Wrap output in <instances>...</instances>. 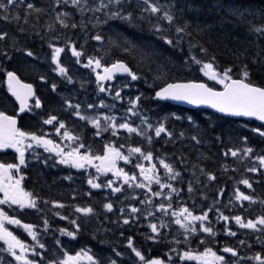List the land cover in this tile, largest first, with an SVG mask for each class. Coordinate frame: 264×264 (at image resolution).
Masks as SVG:
<instances>
[{
	"label": "snow or ice",
	"instance_id": "snow-or-ice-1",
	"mask_svg": "<svg viewBox=\"0 0 264 264\" xmlns=\"http://www.w3.org/2000/svg\"><path fill=\"white\" fill-rule=\"evenodd\" d=\"M76 14L80 16L79 21L75 19ZM86 14L90 15L86 17ZM44 15L49 18L43 26L45 34L57 33L50 36L47 41L51 50V61L55 65L53 71L64 77L69 84L74 82L73 77L69 74L68 68L61 63V53L70 50L77 64L84 60L86 53L83 45L78 48L70 38L64 39L63 46L59 45L57 43L60 40L59 30L79 28L84 31L89 24L93 29L105 25L111 27L110 22H120L129 27L143 23L149 25V31L157 38L155 42L138 43L117 32L115 36L108 37V47L101 49L104 52L103 57L87 56L83 67L90 69L95 75L98 103L82 105L73 103L69 97H62L65 110L79 121H83L85 127L91 125L95 130L94 137L102 138L103 133L110 132L115 138L120 136V130H124L128 134L125 137L126 141H130L135 134L143 143L135 146L128 143L125 152L122 151L125 144L117 146L114 140H109L103 144L102 154H94L90 146L81 151L85 149L84 128H81L80 133H74L65 120L59 119L57 115L49 113L42 119V124L52 125L60 140L67 142L66 146L52 139L49 133L38 134L36 131H26L18 127L17 115H8L5 111H0V151L14 150L16 159L15 163L0 162V193L3 194L0 197V205L10 207L14 205L18 210L31 209L38 213L43 211L41 204L51 205L54 209L66 207L60 200L43 199L36 192L23 186L25 174L22 169L29 165V159L26 157V153H29L32 160L45 167L49 166V160H55L52 167L59 164L78 170L94 168L95 173H89L86 179L90 189H107L112 196L119 194L123 197L118 201L105 197V202L101 206L104 210L103 221L99 219L100 213L91 204L74 205L72 215L75 218L72 219L67 215H61L60 211H55V216L72 225L71 230L63 227L57 229L62 236L76 239L92 218L99 221L94 237L101 231H111L105 227V221L129 226L138 225L143 219L147 221L150 230L146 239L153 242H158L165 235V229L170 230L173 225L178 226L177 231L183 237V241L173 236L169 243L177 247L170 248L169 252L175 253L179 261L195 260L198 264H250V261H256L257 264H264V255L261 252H256L251 257L241 255V249L252 247L246 240H239L237 247L226 245L220 252L213 247H203L202 251L190 247L191 238L197 234L201 236L199 241L201 245L206 243L204 234L213 239L216 237L217 233L209 216L213 210L217 221L225 222L224 231L228 236H237V232L228 226L231 220L239 229L258 233L255 238L264 246V214L255 218L245 217L243 213L230 217L217 206L219 203L217 199H213L207 209L199 212L183 202L174 207L173 200L176 197L182 198L183 194V189L177 187L174 182H184L177 163L185 166V171H188L186 168L188 160L181 154L176 161H172L168 153L161 154L159 149L154 148V144L157 142L156 138H163L167 144L185 137L183 130L176 133L174 129H169L170 120L188 121L196 130L189 139L201 144L200 125L193 116L176 113L165 114L150 122L151 118L145 114L142 104L147 100L187 101L194 105H208L220 113L255 117L264 122V85L253 81L254 73L264 76V3L255 7L253 0L230 2L216 0L215 3L213 0H51L45 6L38 5L35 0H0V21L12 24L16 28V32L13 33L6 27H0V62H11L17 59V54L20 59L36 58V53L26 43H21V39L29 34V29L32 30V35L40 36L39 28L42 26L40 20ZM238 29H243L245 34L243 44ZM85 34L87 35V32ZM41 39L44 37L41 36ZM91 39L103 42L105 36L98 31ZM116 50L132 57L136 61L135 67L121 58L109 62L107 58ZM221 59H225L226 64H222ZM192 70L214 84L210 86L203 79H181L174 75L179 72L189 73ZM120 75L124 76V80L122 83H116ZM39 79L46 82L44 75ZM141 81L147 85L150 95L146 96L137 89L135 96H124L126 89ZM6 83L8 92L19 104L18 114L43 107L33 85L21 80L16 71H6ZM84 84L85 82L81 81L82 88ZM50 89L56 93L58 85L53 82ZM99 94H106L113 103H106L105 99L99 98ZM124 100L127 101V107H124L122 115L117 116L116 112L119 109L115 102ZM134 119H138L139 124H135ZM213 130L204 129L206 132ZM252 131L264 137V125L255 127ZM215 139L222 141L221 136H216ZM242 141L247 145L248 137H243ZM37 148H43L49 156L43 158L36 151ZM229 155L240 161H244L246 157L250 158L253 166L246 167L245 171L264 175L261 171L264 170V154H255L253 147H228L223 156L226 158ZM205 159L208 157L205 156ZM120 161L126 165L131 164L132 170L126 171L125 168L118 166ZM145 161L148 162L147 165ZM153 161H157L160 167ZM136 169L139 170L138 174ZM221 170L227 172L228 164H222ZM190 172L187 181L189 198L197 192L196 186L202 185L207 189L217 180L214 171L200 163L192 164ZM109 173L112 179L107 178ZM62 179L71 181L73 177L68 175ZM236 183L253 189V182L248 178L240 179ZM154 184L157 186L156 190H153ZM125 186L134 194L125 195ZM137 189L141 190L143 198L135 194ZM224 191L225 189L221 187L217 194L222 195ZM87 195L91 196V191ZM199 195L207 201L208 195L205 191H200ZM155 198H159V202H156ZM233 199L240 202L241 206L244 201L264 205V199L258 200L256 196L246 194L239 187H235ZM136 200L140 206L132 203ZM117 204L122 206L117 208ZM229 204H233V200H229ZM113 212H117L118 215L115 220H109L108 214ZM157 213H160L159 217ZM6 223L23 228L34 243L29 244L21 239L6 226ZM42 223L43 231L47 232L50 228L49 220L45 217ZM120 236H124L123 231L120 232ZM126 240L127 248L134 253L140 264H174L171 256L167 261L161 257L147 259L143 252L134 246L132 236H128ZM0 241L3 242V246L0 247V264H43L47 247L41 242L38 227L24 223L16 215H9L2 207ZM101 243L105 241L101 240ZM182 243L185 245L183 248L180 247ZM55 245L60 247L62 256L54 253L47 259L46 264H81L83 260H87L88 264H123L119 258L124 253L115 248L112 249L115 258L110 256L105 262L92 254L91 249H80L75 254H69L63 250L60 239L55 240ZM29 253L39 259L30 258ZM225 254L230 255L226 258Z\"/></svg>",
	"mask_w": 264,
	"mask_h": 264
},
{
	"label": "flooded vegetation",
	"instance_id": "flooded-vegetation-1",
	"mask_svg": "<svg viewBox=\"0 0 264 264\" xmlns=\"http://www.w3.org/2000/svg\"><path fill=\"white\" fill-rule=\"evenodd\" d=\"M69 58L74 59L73 56H68L67 54L61 53V63L68 68L69 74L73 77V83L69 84L64 77L60 76L57 72L53 71V68L55 65L51 63L50 65H47L46 67H41V69L38 71V74L34 78H29L23 75H20V78L26 82L33 85L34 90L36 91V94L41 98L43 107L41 109H33L32 112H28L27 110L24 113L18 114V106L17 104L12 100L11 97L8 95L7 85H2V90L0 91L4 96L0 97V111H5L8 115H17L18 119V127H21L22 129L26 131H36L38 134L41 133H49L50 137L54 140H56L58 143H61L62 145L66 146V141H61L59 136L56 135L53 126L52 125H43L42 119L46 118L49 113L52 115H57L59 119L65 120L66 124L68 125L69 129L72 130L74 133H80L81 128H84L83 132V142L85 144V149H81V151L86 150L89 146L92 149V152L94 154H102L103 152V144L109 140H114L117 146L120 144H125V148L122 149V151H127V144L131 143L133 146L137 144H141V138L137 137L135 134L132 135L130 141H126L125 137H127V133L124 130H120V136L119 137H112L111 133H103L102 138L101 137H94V128L91 125H87L85 127L83 121H79L78 118L71 115L70 112L66 111L63 105V98L62 97H69L71 98L73 103H81L82 105L86 103H98L97 99V91H96V83H95V75L92 73L90 69H86L83 67V64H72V63H65V59ZM23 69V68H22ZM41 75H44L46 77V82L41 81L39 77ZM124 80V76H119V79L116 81V83H122ZM81 81L85 82L84 87H81ZM55 82L58 85V89L56 93H53L50 89L51 83ZM137 89L144 92L146 96L150 95V91L141 81L138 84H134L130 88L126 89L124 91V96L127 97L129 95L135 96L137 94ZM100 99H105L106 103H113L112 99L110 97H107L106 94H99ZM1 99H5V103L2 102ZM32 101H30V104ZM117 104V108L119 111L116 112L117 116H120L123 114L124 107H127V101L124 100L122 102L118 101L115 102ZM143 104V110L148 108H153L154 101L153 100H147L142 102ZM159 107L161 110L166 109V113L161 114L160 111L156 113L157 117H162L165 114L168 113H176L177 115H182L179 112V109L173 106H170L168 104L160 105ZM164 108V109H162ZM106 111V109H105ZM145 114H147L145 112ZM149 117L150 114H147ZM155 120L151 119L150 122H154ZM55 123V122H54ZM135 124H139L138 119H134ZM182 127L184 123L181 121H175L170 120L168 122L169 129H174L175 126L179 125ZM175 130V129H174ZM154 135V133H153ZM164 141V139L156 138V143L154 144V147L157 145V148L160 150L163 145L160 143L161 141ZM181 142H185L182 140H177L175 143L169 142L165 144V147L167 148V153L169 154L170 160L175 157L173 153H175L176 148L181 144ZM37 152L41 154L43 158H47L49 156L48 153H45L43 148H37ZM54 156V154H53ZM26 157L29 159V165L27 168H23L22 171L25 174V180L22 182L23 186L27 190L35 189L37 194L41 196L42 192L44 194H51L53 199L60 200L62 203L66 205L64 209H54L51 205H48L47 208L49 209V213L53 214L54 217V223L56 227L59 228H72V225H66V220H62L59 217L54 215L55 211H60L61 215H67L70 219L75 218L73 213V206L77 204H81V200L84 201V205L91 204L92 201L95 202L94 207L97 209V211L100 213V220L103 221L102 218L104 216V210L102 209V204L105 202V197H108L110 199H113L114 201L120 199V195L116 194L115 196H112L110 193V190L107 189H90V186L86 183L87 175L89 173H95L94 168H88L86 170L84 169H73L69 168L66 165H59L56 164L55 167H52L51 165L55 163V160H49V166L45 167L41 163H37V161L32 160L29 153H26ZM0 162L4 163H15V153L14 150H4L0 151ZM133 162H135L133 158ZM154 163H157V166H159L157 161H153ZM145 165H147V161L144 162ZM118 166L125 168L126 171L132 170V165L128 164L126 165L123 161H120L118 163ZM185 166H179V168H184ZM138 174L139 170H135ZM183 174V183L180 182H174L177 187H180L183 189L182 198L176 197L173 200L174 207H177L179 203L183 202L186 203L187 206L194 209L195 204L188 200V195L186 194L187 190H185L184 183L188 181V178L184 173ZM71 175L73 179L71 181L64 180L62 177ZM161 175H163V170L161 169ZM36 176H43L46 180L52 181V184L59 186V192H54L53 194L49 192V190L45 189H38L35 185L34 178ZM107 178L112 179L111 173L107 174ZM103 182V180H102ZM119 186V185H117ZM157 186L153 185V190H156ZM91 191V196H88L87 193ZM146 191V190H145ZM125 192L128 195L134 194L132 190L127 189L125 186ZM73 193H75V198H73ZM135 194L139 195L140 198H143L141 190L137 189L135 190ZM166 195V193H165ZM3 194L0 193V197H2ZM156 202H159V198H155ZM74 200H78L76 203H74ZM100 202V205H99ZM132 203H135L137 206L139 205V201H132ZM6 212H8L9 215H16L18 219H21L24 223H31L38 227V230L40 231V239H41V233L43 232V218L41 219L40 216L44 213V211L36 212L35 210H18L16 206H9V205H0ZM41 208L43 209V204L41 205ZM118 208V204H117ZM52 209V210H51ZM195 211V210H194ZM232 210H229L230 212ZM245 211V210H243ZM225 212V211H223ZM113 215H118L117 212L110 213ZM157 217L160 216V213L156 214ZM167 219V218H166ZM145 220H140V229L141 234L139 233L137 242L140 244L141 247L145 246H154V247H160V248H174L177 247L173 243H169V241L172 240L173 236H176L177 239H180L183 241V237L179 234L177 231L178 226L173 225L172 228L165 229V235L161 237V239L158 242H153L146 239V235L149 233V229L147 227V222ZM99 221L97 219L91 220V222L87 225L84 230L90 231L93 227L96 229L97 224ZM139 225V224H138ZM137 225V226H138ZM6 226L13 231L16 235H18L21 239H24L27 243L32 244L34 243L32 241V238L28 236V234L23 230V228L18 227L16 225H9L6 223ZM215 231L217 233L216 237L213 239H208L204 245L200 246V251L203 250V247H213L215 250L220 252L224 246H232L237 247L239 240H246L245 234H237L236 237H231L226 234V232H220L218 229H223V227H219L217 225H214ZM53 227L50 226L49 229H52ZM233 230V229H232ZM234 231V230H233ZM205 235V234H204ZM247 241V240H246ZM247 243L250 244L249 241ZM87 246L92 245L91 241L87 242ZM3 246V242L0 241V247ZM86 246V247H87ZM183 246V243L180 247ZM223 254V253H221ZM30 258H33L32 253L28 254ZM226 258L227 255L225 254ZM241 255H245L250 257V252L247 249H241ZM165 259H168V257H165ZM195 264H198L197 261L192 260ZM250 264H254V261H250Z\"/></svg>",
	"mask_w": 264,
	"mask_h": 264
},
{
	"label": "trees",
	"instance_id": "trees-1",
	"mask_svg": "<svg viewBox=\"0 0 264 264\" xmlns=\"http://www.w3.org/2000/svg\"><path fill=\"white\" fill-rule=\"evenodd\" d=\"M258 1L263 2L264 0H257L256 2ZM35 2L38 5L46 6L48 3L51 2V0H35ZM215 2L216 0H213V3ZM222 2H230V0H222ZM253 3H254V0H253ZM258 5L259 3L254 6L256 7ZM88 15L90 14H86V17ZM75 19L76 21L80 20L79 14H76ZM48 20L49 18L47 15H44L41 17L40 25L42 26L39 28L40 36L32 35L31 34L32 30L29 29V34L21 39V43H26L27 46L31 48L35 53H42L41 54L42 56L45 55L43 52H45L48 49L47 41L50 38V35L48 36V34L47 35L45 34V27H43L44 25H46ZM110 24H111V27L105 25L97 29H93L92 26L89 24L87 26V29L84 31H82L79 28L77 29L69 28L66 30H59V35L60 36L63 35L62 37H60V40L62 38H72V39L81 38L86 35L85 32H87V35L88 34L91 35L93 33L96 34L98 31L101 32L105 36V40L102 42L103 44L102 48L108 47L109 45L108 37L110 35L115 36L117 32L122 33L124 36H127L131 39L136 40L138 43L155 42L157 39L156 36L152 32L149 31V25L147 23L138 24L136 27H129L120 22H110ZM0 27H6L8 30H10L13 33L16 32V28L14 25L4 24L3 21H0ZM237 31H239L240 33L241 44H243L245 40V34L243 32V29H238ZM50 34H54V33H50ZM41 36H43L44 39H41ZM198 38L199 37H197V39ZM247 39H251V37H247ZM116 58L125 59L133 67H135L136 65V61L132 59V57L126 56L123 53L119 52L118 50L114 51V53L107 59L111 61ZM24 59L25 61L21 62V59L19 58V54H17V59H14L11 62H6V61L0 62V85L3 84L4 75L6 71L12 70V71H16L18 75H22L23 70L27 71L30 74L33 73L34 70H36V68L33 66L34 65L33 59L27 58V57H25ZM221 63L226 64V60L221 59ZM144 71H146V69H144ZM174 75L179 76L181 79H197V80L202 79L200 74H198L197 76L196 74L192 72H189V73L179 72V73H174ZM149 79H151L150 75H149ZM253 81L258 84L264 85V76L260 75L259 73H254ZM1 100L3 103H5V99H1ZM179 112L181 114L190 113L193 115L196 123L200 125V132L202 136L201 144H196L195 142L191 141L189 139L191 135L186 136L185 142H181V144L175 150V154H177V156H180L181 154H183L184 156H186L188 160V163L186 165V168L188 169V171H185L184 169V173L186 176H188V179L190 178V175H191L190 170L192 168V164L194 163H200L203 166H205L207 169L214 171V174L217 176L218 179L224 178L225 175H227L228 173L231 174V177H235V178L239 177L242 173L241 171L242 167L239 168L238 164L232 165L230 163V160H231L230 155L226 158L223 156V152L228 147L243 148L245 146H250L255 149V154H264V137H260L258 134L252 131L253 128L261 127V126L252 120L251 121L250 120L249 121L248 120L247 121L233 120V119H229L225 117H220L213 113L205 112L202 110L188 111L183 108H180ZM183 126L180 127V124H179L178 127L175 129L176 133H179L181 130H183ZM184 128L190 130L192 134H195L196 130L194 127L190 125L188 126L186 125V127ZM206 128H210L214 130L206 132L204 131V129ZM216 136H221L222 141L216 140L215 139ZM245 136L248 137L247 145H245L242 141V138ZM163 152L167 153V149H165ZM205 156H207L208 159H205ZM235 161H236L235 163L238 162L237 160ZM224 163H227L229 166V170L227 172H223L221 170V165ZM240 163L245 164L246 162L242 161ZM233 168H235L236 170L232 171ZM248 176L250 177L251 181H253L254 190L256 192L259 191V192L264 193V175H261L260 173V174H257L256 176L252 174H249ZM201 179L203 180L204 178L202 177ZM34 181H35V185L40 190L42 188L46 190L47 188V190H49V192L52 194L54 192L60 191L58 188L59 186L52 184V181L50 180L45 181V178L43 176H36L34 178ZM211 185H214V186H212L213 189H210V192H213L215 190L214 187L219 186L217 182H214ZM207 190L209 191V188ZM197 192H199L198 189H197ZM44 196L48 200H53V197L51 194H44ZM256 197L258 199H264V196H262V194H260V196L256 194ZM260 207L264 210V205L260 204ZM201 208L202 206H199V205L197 206V204H195L194 206V210L196 212L201 211L202 210ZM245 208L253 210V208H250L248 206H245ZM249 217L255 218V216H249ZM93 219H96V218H93ZM95 232H96L95 229L92 228L90 231H87V230L82 231L81 234L78 236L81 240H84V238H87L89 235H90L89 236L90 238L96 239V237H94L93 235ZM118 234L119 232L116 231L115 236H117ZM103 240L105 241V239ZM250 240H252V238H250ZM82 245L83 243L81 245H77L76 248H78L79 246L81 247ZM261 246L262 244L258 241L257 247H261ZM108 249H109L108 253H110L109 255H112L111 254L112 249L110 248ZM122 262L123 264H125L128 262V260L124 259L122 260Z\"/></svg>",
	"mask_w": 264,
	"mask_h": 264
},
{
	"label": "rangeland",
	"instance_id": "rangeland-1",
	"mask_svg": "<svg viewBox=\"0 0 264 264\" xmlns=\"http://www.w3.org/2000/svg\"><path fill=\"white\" fill-rule=\"evenodd\" d=\"M256 1H257V0H254V5H257V4L259 3V5L256 6V7H259V6L261 5L260 1H258V2H256ZM59 45H60V44H59ZM78 45H81V42H79ZM70 52H71V51H70ZM70 52H69V54H70ZM64 53H65V52H63L62 54H64ZM85 57H86V56H85ZM85 57H84V58H85ZM74 61H76V59H74ZM49 62H50V60H49ZM81 63H82V62H81ZM83 63H84V61H83ZM83 63H82V64H83ZM191 72L194 73V74H196L197 76H198V74H200V73H198V72L195 71V70H192ZM200 76H201V78H202L205 82L209 83L210 85L214 84V82L208 81L206 77H203L202 74H200ZM217 87H219V86H217ZM164 113H166V110H163V114H164ZM187 115H191V116H193V115L190 114V113H185V114L182 115V116H187ZM182 122L184 123L183 131L185 132V137L182 138V139H180V140L185 141V140H186V136H188V135H192V132H191L190 130L184 128V127H186V125H187V126L190 125L189 122L186 121V120H182ZM233 160H237L238 162L235 163L236 161H233ZM244 161H245L246 163H245V164H241L240 162H242V161L238 160L237 158H233V157H231L230 163H231L232 165H234V164H238L239 168L242 167V170H241V171H243V172L241 173V175H240L239 177H236V178H235V177H231V174L228 173L227 175H225L224 178H221V179H218V178H217V180L215 181V182L218 183V185H221V186H216V185H215V186H216V187H214V188H215V191L213 192V193L216 194L217 200L219 201V203H218L217 206L220 207L221 211H223V210H224L225 208H227V207L234 206V201H233V204H231V205L229 204V200H233V196L230 197V199H228V200H226V197H227L228 192L230 191V189H231V192L234 193V189H235V187H239L240 190H241V191H244L246 194H250V195L257 194L258 196H260V194H262V196H264V193H263V192H256V191L254 190V187H253V189H247L246 186H244V185H242V184L238 185V184L236 183L238 180L243 179V178H248V179H250V177L248 176L249 174H252V175H254V176H256L257 174H260V173H246L245 168H246V167H251V166H253V161H252L250 158H247V157L244 159ZM178 166H179V164H177V167H178ZM263 171H264V170H263ZM182 177H183V176H182ZM230 177H231V178H230ZM250 181H251V179H250ZM252 182H253V181H252ZM184 186H185L184 189L187 190V182L184 183ZM212 186H214V185H211V187H209V191H210V189H213ZM196 187H197V189H198L199 191L207 190V189H208V188H207V189L203 188L202 185H200V186H196ZM221 187H223V188L225 189V191H224V193L226 192L225 195H224V193H223L222 195H218V194H217L218 189L221 188ZM229 188H230V189H229ZM186 194L189 196V193H188V192H186ZM245 203L248 204L249 202L244 201L243 204H242V206H241V203H240L239 206H237L236 208L241 207L242 210H244V205H246ZM51 210H52V209H51ZM255 213H256V212H255ZM224 214L226 215L225 212H224ZM243 215H244V211H243ZM145 222H147V221H145ZM145 222H144V223H145ZM95 231H96V229H95ZM252 234H253V232L251 231L250 235H252ZM78 235H80V234H78ZM95 237L98 238V241H99V240H103V239H105V244H106L105 247H106L107 252H109V249H108V248H110V249L115 248L117 251L123 252L124 255L121 257L122 259H120V261L124 260V258H125V256H126L128 262L125 263V264H140L138 258H136L135 255H134V253H131V250L128 249L127 246H126V245H127V240H126V238L128 237L127 234L124 235L125 238L119 239V237H116L115 234L112 233V232H109V233H108V232H104V233H103V231H101V232H99V233H96V234H95ZM66 238L72 239V238L67 237V236H66ZM103 241H104V240H103ZM134 246L137 247L138 249H141V246H140V244H138V242H137V243H134ZM160 249H161V248H159V250H160ZM111 253H112V250H111ZM109 254H110V253H109ZM112 254H113V253H112ZM47 255H48V257H51V256H52V254H51L50 252H49ZM113 256H114V254H113ZM161 258H162V257H161ZM190 263H191L190 261H182V264H190ZM254 264H257V262L254 261Z\"/></svg>",
	"mask_w": 264,
	"mask_h": 264
},
{
	"label": "water",
	"instance_id": "water-1",
	"mask_svg": "<svg viewBox=\"0 0 264 264\" xmlns=\"http://www.w3.org/2000/svg\"><path fill=\"white\" fill-rule=\"evenodd\" d=\"M11 97L15 100V98L11 95ZM16 101V100H15ZM159 101H162V102H169L171 104H174V105H179V106H182V107H185V108H188V109H197V108H201V109H204V110H208V111H211V112H214L220 116H226V117H229V118H234V119H248V118H251V119H254L256 120L257 122L261 123L264 125V122H261L259 120H257L255 117H245V116H233V115H230V114H226V113H220L218 112L216 109L214 108H211L210 106L208 105H194V104H191L187 101H180V100H159ZM17 102V101H16ZM18 104V102H17ZM19 105V104H18Z\"/></svg>",
	"mask_w": 264,
	"mask_h": 264
}]
</instances>
